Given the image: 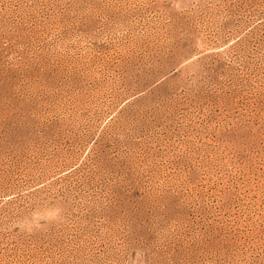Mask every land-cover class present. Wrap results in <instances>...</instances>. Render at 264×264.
Masks as SVG:
<instances>
[{
	"label": "rangeland",
	"instance_id": "obj_1",
	"mask_svg": "<svg viewBox=\"0 0 264 264\" xmlns=\"http://www.w3.org/2000/svg\"><path fill=\"white\" fill-rule=\"evenodd\" d=\"M0 264H264V0H0Z\"/></svg>",
	"mask_w": 264,
	"mask_h": 264
}]
</instances>
